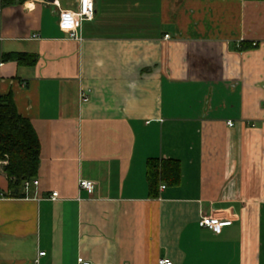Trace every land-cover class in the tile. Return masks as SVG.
Instances as JSON below:
<instances>
[{
    "label": "crops",
    "instance_id": "obj_1",
    "mask_svg": "<svg viewBox=\"0 0 264 264\" xmlns=\"http://www.w3.org/2000/svg\"><path fill=\"white\" fill-rule=\"evenodd\" d=\"M93 1L74 40L80 0H0L2 51L38 56L1 63L0 92L41 143L38 188L0 201V264H264V2ZM150 159L181 164L158 199Z\"/></svg>",
    "mask_w": 264,
    "mask_h": 264
},
{
    "label": "trees",
    "instance_id": "obj_2",
    "mask_svg": "<svg viewBox=\"0 0 264 264\" xmlns=\"http://www.w3.org/2000/svg\"><path fill=\"white\" fill-rule=\"evenodd\" d=\"M26 0H2V6L24 3ZM264 2V0H247ZM17 62L36 66L38 56L24 53H4L0 43V64ZM0 162L8 180L10 198L25 197L24 184L36 179L41 163V143L31 120L20 115L12 95L0 92ZM150 198L160 197L162 185L175 188L181 182V164L174 159H150L147 164Z\"/></svg>",
    "mask_w": 264,
    "mask_h": 264
},
{
    "label": "built area",
    "instance_id": "obj_3",
    "mask_svg": "<svg viewBox=\"0 0 264 264\" xmlns=\"http://www.w3.org/2000/svg\"><path fill=\"white\" fill-rule=\"evenodd\" d=\"M95 13H96V9L93 0H80L79 8L77 11H63L60 13L59 24L61 28L69 34V37L71 39L81 40L80 31L82 29L83 22L92 20L95 16ZM165 39L169 40L170 36L166 35ZM254 46H256V44H254ZM81 98L83 102H87L90 99L89 94H85V93L82 94ZM228 125L233 126V123L229 122ZM3 164L5 163L0 162L1 166ZM38 186H39V181L37 179L26 181L24 184L23 191L26 194V196H29L30 192L33 189L38 188ZM80 187L90 192H93L95 189L94 183L84 180L80 182ZM161 189H166V186H162ZM58 197H59L58 192H54L52 194L51 199L53 201H56ZM6 198H8L7 194L0 191V201ZM231 223L232 222L230 221H220L218 218L212 216H205L199 221L200 227L215 229L217 232H220L222 228L226 226H230ZM44 256H46V253L40 252L32 264H40L41 262L40 260ZM80 264H91V263L82 262ZM159 264H174V263L170 259H161L159 261Z\"/></svg>",
    "mask_w": 264,
    "mask_h": 264
}]
</instances>
